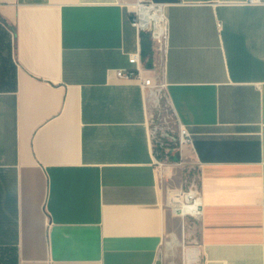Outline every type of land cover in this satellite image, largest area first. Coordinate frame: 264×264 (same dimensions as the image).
I'll list each match as a JSON object with an SVG mask.
<instances>
[{"label": "crops", "instance_id": "crops-1", "mask_svg": "<svg viewBox=\"0 0 264 264\" xmlns=\"http://www.w3.org/2000/svg\"><path fill=\"white\" fill-rule=\"evenodd\" d=\"M136 1L0 0V264H164L181 220L168 192L191 175L184 264H264V0H148L166 18L164 93L192 134L173 160L153 90L115 74L141 46Z\"/></svg>", "mask_w": 264, "mask_h": 264}, {"label": "rangeland", "instance_id": "rangeland-1", "mask_svg": "<svg viewBox=\"0 0 264 264\" xmlns=\"http://www.w3.org/2000/svg\"><path fill=\"white\" fill-rule=\"evenodd\" d=\"M152 41V52L150 58L146 57L147 67L153 68V74L158 82L162 81L164 51L162 46ZM159 100L152 115L151 125L154 131V140L157 145V152H161L159 158L173 160V154L178 147L179 124L174 112L165 96L164 90L157 94ZM196 183L195 176H188L186 187ZM178 222L176 234H167L163 243L164 264H184L185 252L195 243L197 237V219L192 217H181Z\"/></svg>", "mask_w": 264, "mask_h": 264}, {"label": "built area", "instance_id": "built-area-1", "mask_svg": "<svg viewBox=\"0 0 264 264\" xmlns=\"http://www.w3.org/2000/svg\"><path fill=\"white\" fill-rule=\"evenodd\" d=\"M262 0H243L244 4H257L262 3ZM138 5H148L150 7H156L162 9V4L148 1V0H137L135 2ZM163 11V10H162ZM132 19L131 24L137 30H144L150 33V38L162 46L165 53L166 41H167V24L166 18L164 16L165 25L162 30H156L154 24L151 20L145 21L144 16L135 9H132ZM128 63L127 67H121L115 69V74L118 77L127 79H137L140 81L142 87L151 88L156 98L155 101L159 100L157 94L164 90V82H158L155 76L145 75L146 71L150 69L147 68L142 59L141 46L137 45L134 50L128 53ZM179 145L192 143V134L184 126L179 125ZM157 164H159L158 159H154ZM167 203L171 211L181 217H192L198 219L201 214V195L197 183H191L186 188L173 189L168 192Z\"/></svg>", "mask_w": 264, "mask_h": 264}, {"label": "bare ground", "instance_id": "bare-ground-1", "mask_svg": "<svg viewBox=\"0 0 264 264\" xmlns=\"http://www.w3.org/2000/svg\"><path fill=\"white\" fill-rule=\"evenodd\" d=\"M135 10H138L145 21L151 20L156 30H162L165 25L163 11L161 8L150 7L148 5H138L135 3ZM188 255V254H187Z\"/></svg>", "mask_w": 264, "mask_h": 264}, {"label": "trees", "instance_id": "trees-1", "mask_svg": "<svg viewBox=\"0 0 264 264\" xmlns=\"http://www.w3.org/2000/svg\"><path fill=\"white\" fill-rule=\"evenodd\" d=\"M140 44H141V54L142 59L146 57L150 58L152 52V41L150 38V33L148 31L140 30ZM146 65H150V62L146 63Z\"/></svg>", "mask_w": 264, "mask_h": 264}]
</instances>
